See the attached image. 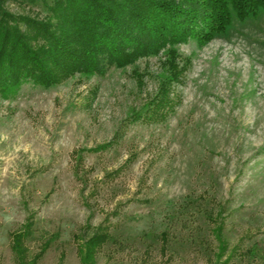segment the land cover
I'll return each instance as SVG.
<instances>
[{"label":"rangeland","instance_id":"1","mask_svg":"<svg viewBox=\"0 0 264 264\" xmlns=\"http://www.w3.org/2000/svg\"><path fill=\"white\" fill-rule=\"evenodd\" d=\"M30 214L37 264H83L99 229L94 264H264V10L204 45L0 96V264H20L11 234Z\"/></svg>","mask_w":264,"mask_h":264},{"label":"trees","instance_id":"2","mask_svg":"<svg viewBox=\"0 0 264 264\" xmlns=\"http://www.w3.org/2000/svg\"><path fill=\"white\" fill-rule=\"evenodd\" d=\"M40 1L47 10L42 18L8 9L11 3ZM261 10L264 0H0V96L9 100L27 83L48 89L76 75H104L110 67L129 66L190 39L204 45L223 35L234 17L245 20ZM170 74V80L178 78L173 64ZM169 104L164 82L146 116L166 117ZM33 226L30 214L11 234L20 264H37L42 256L27 260L25 243ZM110 239L106 229H99L83 242L82 263L94 264L98 249Z\"/></svg>","mask_w":264,"mask_h":264}]
</instances>
